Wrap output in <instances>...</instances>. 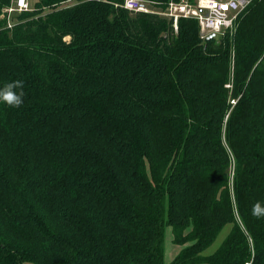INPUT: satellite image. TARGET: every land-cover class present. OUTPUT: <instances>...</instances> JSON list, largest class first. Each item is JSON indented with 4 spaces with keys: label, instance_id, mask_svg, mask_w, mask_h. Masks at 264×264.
Instances as JSON below:
<instances>
[{
    "label": "trees",
    "instance_id": "1",
    "mask_svg": "<svg viewBox=\"0 0 264 264\" xmlns=\"http://www.w3.org/2000/svg\"><path fill=\"white\" fill-rule=\"evenodd\" d=\"M70 1L9 26L0 0V87L25 93L0 103V264H264V0L207 42L192 18ZM166 225L189 242L170 262Z\"/></svg>",
    "mask_w": 264,
    "mask_h": 264
},
{
    "label": "built area",
    "instance_id": "2",
    "mask_svg": "<svg viewBox=\"0 0 264 264\" xmlns=\"http://www.w3.org/2000/svg\"><path fill=\"white\" fill-rule=\"evenodd\" d=\"M251 2L252 0H170L164 9L158 6V2L151 0H123L120 5L133 12L171 17L176 31L179 18L195 19L200 27L201 39L207 42L218 40L227 31L233 30L239 14ZM29 9L28 0H15V3L7 7L5 12L9 17L16 11ZM9 26H12L10 22Z\"/></svg>",
    "mask_w": 264,
    "mask_h": 264
},
{
    "label": "rangeland",
    "instance_id": "3",
    "mask_svg": "<svg viewBox=\"0 0 264 264\" xmlns=\"http://www.w3.org/2000/svg\"><path fill=\"white\" fill-rule=\"evenodd\" d=\"M29 1V5H30V9L33 7L34 3L36 0H28ZM76 0H72L70 2L67 3H72L75 2ZM7 8V7H6ZM5 8V10H6ZM33 9V8H32ZM4 10V11H5ZM7 14V13H6ZM7 20L13 24V22L15 21V18H13V15L11 14V16L8 17L7 15ZM231 224H227L223 230L221 231V233L219 234V236L217 237V239L215 240V242L209 246L207 249L204 250V254H210L213 253L223 242L224 238L227 236V234L229 233L230 229H231ZM189 242L186 243H177L173 240V230L171 226L166 225L165 226V237H164V260L166 262H170L172 261L175 256L186 246L188 245ZM24 264H36L34 262H30V261H25Z\"/></svg>",
    "mask_w": 264,
    "mask_h": 264
},
{
    "label": "clouds",
    "instance_id": "4",
    "mask_svg": "<svg viewBox=\"0 0 264 264\" xmlns=\"http://www.w3.org/2000/svg\"><path fill=\"white\" fill-rule=\"evenodd\" d=\"M24 83L21 80H15L6 83L0 87V103H4L10 108H19L24 103ZM251 214L253 217L264 218V203L257 201L252 206Z\"/></svg>",
    "mask_w": 264,
    "mask_h": 264
}]
</instances>
